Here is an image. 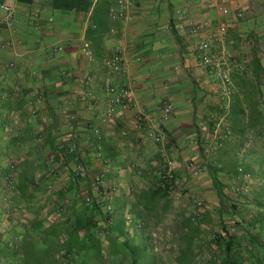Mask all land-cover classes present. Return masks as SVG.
Masks as SVG:
<instances>
[{
	"label": "crops",
	"instance_id": "0c3cea01",
	"mask_svg": "<svg viewBox=\"0 0 264 264\" xmlns=\"http://www.w3.org/2000/svg\"><path fill=\"white\" fill-rule=\"evenodd\" d=\"M116 1L0 0V6L15 9L11 28L4 24L0 9V226L8 222L1 209L5 176H15L11 203L15 210L22 209H17L19 225L0 237L4 244L12 237L21 240L28 223L36 220L45 225L54 214L44 207L47 195L52 205L57 202L47 189H70L69 165L74 158L65 152L71 143L83 149L78 160L91 171H107L106 179L116 189L110 198L113 222L142 206L134 195L144 191L165 166L159 146L145 136V124L137 130L133 125L138 111L158 114L164 99L173 106L164 126L165 150L179 176L180 195L160 200L152 217L170 218L179 228L188 217L187 208L198 202L217 205L213 173L231 201L240 195L239 189L248 188L241 179L248 175V43L261 44L262 54L258 53L264 55V0H132L127 16L112 20ZM220 7L228 10L227 15ZM222 20L228 27L219 41L213 35ZM200 22L208 26L196 36L189 35L190 26ZM204 40L209 41L211 54L224 56L227 49L231 79L227 99L222 86L200 66L195 48ZM84 43L92 62L82 51ZM57 46L62 49L54 52ZM117 52L123 70L111 81L117 87H131L134 106L113 127H106L99 121L110 98L103 89L106 69L101 60ZM219 122L230 136L219 133L215 139ZM93 129L99 131V139ZM95 147L100 148L99 159L92 157ZM17 158L20 165L11 169ZM186 163L201 169L199 177L188 175ZM32 176L38 179V191L30 185ZM81 186L78 181L77 199ZM159 233L170 240V233L164 236L160 228L152 236L158 239Z\"/></svg>",
	"mask_w": 264,
	"mask_h": 264
},
{
	"label": "trees",
	"instance_id": "16d2710c",
	"mask_svg": "<svg viewBox=\"0 0 264 264\" xmlns=\"http://www.w3.org/2000/svg\"><path fill=\"white\" fill-rule=\"evenodd\" d=\"M257 54L252 55L248 67V143L251 145L248 158L255 165L252 170L250 167L248 174L258 177L260 183L248 192V200L247 196H241L245 198L241 202V194H237L238 199L231 201L225 197L223 185L213 173L219 201L214 215L202 203L198 217L190 214L183 221L187 232L182 243L170 249L174 264H264V71ZM188 165L186 163L185 169L189 171ZM159 174L144 191L134 195L142 206L132 208L116 223L113 217L108 224L109 216L104 212L100 196L97 197L99 201L93 196L91 203L86 205L80 195L77 199L78 181L71 177L70 189L62 192L56 202L55 210L61 213L62 220L57 221L53 214L46 218L45 225L36 220L28 223L23 238H14L17 249L0 242V264H126V260H129L127 264H139V256L147 253V245H138L136 238H145L146 244L152 234L159 232L158 226L151 229L155 223L149 221L160 200L166 202L173 197L168 189L159 187ZM175 178L179 181L178 174ZM30 182L31 187L35 183L34 191H38V180L35 182L33 176ZM162 182L166 185V180ZM67 198L77 203H67ZM245 206H252L248 219L240 212ZM127 217L131 223L126 221ZM202 230L209 232H205L206 237ZM139 231L143 234H138ZM100 232L103 237L98 236ZM4 250L9 253L6 255ZM111 257L118 260L112 261ZM152 260L154 263L157 259L152 256Z\"/></svg>",
	"mask_w": 264,
	"mask_h": 264
},
{
	"label": "built area",
	"instance_id": "2783aa9c",
	"mask_svg": "<svg viewBox=\"0 0 264 264\" xmlns=\"http://www.w3.org/2000/svg\"><path fill=\"white\" fill-rule=\"evenodd\" d=\"M37 1V0H35ZM132 0H117V10H111L110 11V18L112 20L122 19L125 18L128 14V10L131 6ZM0 9L4 13L3 22L8 27H13L14 22V16H15V9L13 7H10L6 4H2L0 6ZM222 15H227L228 10L226 8H219ZM208 26L207 23L200 22V23H194L190 26L188 29V34L192 36H196ZM228 27V22L226 20H222L218 22L216 26V30L214 32V38L216 40H221L225 33L226 29ZM179 28H183L182 25L179 26ZM62 48L57 46L53 48V51H60ZM200 66L204 70H208L213 78L222 86L223 94L226 97V99L231 94V79H230V71L228 68H224L225 65L224 57L221 54V56L216 54L210 53V43L209 41H199L196 44L195 48ZM82 51L85 54V57L87 61L92 62L93 57L88 49L87 43L83 44ZM101 64L106 69V80L103 84V89L106 92V94L110 97L108 105L104 111V113L101 115L99 121L106 127H113L115 125L116 120L123 119L125 117V113L130 110L133 106V92L129 85H123L122 87H117L114 85L111 81V78L114 74L119 73L123 70V59L119 52L113 54L110 57H105L101 60ZM238 69L241 72H245L246 70L244 67L239 66ZM89 82V81H88ZM173 113V106L171 102L167 99H164L161 103V107L159 110V113L152 116L147 115L141 111H138L135 116L134 121V129H139L140 125L145 124L147 127L146 129V138L153 142L154 144L159 146V151L161 157L164 159V171H161L160 179L158 182V185L162 189H168V191L171 192V195L175 198L179 197L180 193H178V189H180V182L175 178V172L174 167L172 165V161L168 158L167 152L165 150V146L167 144L166 139V133L164 131L165 124L170 120ZM219 133H223V137L230 136V130L225 127L222 123H217L213 136L216 138H219ZM93 134L97 137V139L100 138L99 131L97 129H93ZM120 135L122 137H125L127 135V132L125 130L120 131ZM207 152V151H206ZM67 156H71L74 158L72 163L69 165V170L71 172V175L73 178H75L77 181L82 183L80 195L81 200L86 204H90L93 196L98 197L100 196L101 201L103 202V208L107 217V224L110 220L114 217V209L113 205L110 203V198L113 197V195L116 192L115 187L113 184L109 183L106 179V172L107 171H91V169L84 163L79 161L78 157L83 154V149H81L80 145L71 143L66 146V152ZM92 157L95 159H99L100 154V148L95 147L93 149V152L91 153ZM21 163V159L17 158L12 160L10 163V168L15 169L18 167ZM189 173L193 178L199 177V175L202 173L201 169L193 164L188 165ZM14 172V171H13ZM241 176V175H240ZM15 176L9 175L5 176L3 178L6 194H4L2 199V213L8 217V222L5 225L0 226V235H5V233L14 226L19 225V211L13 207L11 203V197L14 195L15 189L17 188L16 179ZM251 176L248 175H242L241 179L244 183H247L248 180L250 181ZM37 178H35V182H37ZM163 180H166V185ZM35 186V183H34ZM52 187H48V191H51ZM240 194L243 196H248L249 188L244 187L242 189L238 190ZM198 208H200L201 204L200 202L195 204ZM196 207V208H197ZM197 208V209H198ZM199 212L193 213L192 215L196 218L198 217ZM54 218H56L57 221L62 220V215L58 211L54 212ZM126 221L128 223H131V220L127 217ZM163 234L159 233L157 237H161ZM16 238V237H15ZM14 237L9 238L6 242L8 244V247H14L18 248V245L15 243ZM15 244V246H14Z\"/></svg>",
	"mask_w": 264,
	"mask_h": 264
},
{
	"label": "rangeland",
	"instance_id": "374dc122",
	"mask_svg": "<svg viewBox=\"0 0 264 264\" xmlns=\"http://www.w3.org/2000/svg\"><path fill=\"white\" fill-rule=\"evenodd\" d=\"M223 40V39H222ZM248 67H249V63L252 59V55H254V53H258V52H261L262 54V49H261V44H258V46L256 47L255 45H252L250 46V43H248ZM225 51L223 52L224 53V61H225V65L223 66L224 68H228L229 69V64L227 62V54H226V51L227 49H224ZM223 49L220 50V52H222ZM264 51V50H263ZM215 54V53H214ZM260 53H258L257 55H259V62H260V65H261V68L263 69L264 71V55H261ZM221 56V54H220ZM251 56V57H250ZM246 69V68H245ZM248 72H249V68H247ZM249 75V73H248ZM250 143H248V149L250 147ZM262 152H264V149H262ZM260 152H256V155H260L259 154ZM251 161H249V158H248V170L250 169V167H252L250 170L254 169L255 168V165H254V162L250 163ZM231 164H234L236 165V162H233ZM242 164V163H240ZM238 172V171H237ZM236 172V173H237ZM33 177V176H32ZM261 177V175H260ZM251 180L249 181L248 180V188L253 189L254 187H256L257 185H259L260 183V180L258 177H252L250 178ZM62 187V186H61ZM232 187V186H231ZM61 188H53L51 189L52 192H50L52 194V197L53 199L54 198H58L59 199V195H61L62 191L60 190ZM233 193V191H232ZM250 193V192H249ZM248 193V194H249ZM56 194V195H55ZM48 198H47V202L46 204L44 205V207H46V210L47 212H51V211H55V208H56V205H52L53 203V200L49 197V195H47ZM239 196V195H237ZM240 197V200L241 202H243V199L245 200V198ZM246 197V196H244ZM248 197H250V195L247 196V200H248ZM236 199H238L236 197ZM101 202V200H100ZM51 205V206H50ZM250 206V205H249ZM215 208H216V205H211V206H207L206 209L210 210V214H212V216L214 215V212H215ZM19 209V208H17ZM250 209H252V206L251 207H241L240 208V212L243 213L244 217L248 219V213H250ZM20 211L22 209H19ZM187 214H188V217L189 215L192 213H194V211H198L200 213V208H193L192 206L187 208ZM158 218H155L153 217V221H156ZM162 219V220H161ZM161 219H158L159 221L155 223L154 227L153 225H151V229L153 228H156V226H158L160 228V230H162V233L164 232V236H165V232L167 234L170 233V240H166V239H162L160 236L159 238H154L152 235V237L150 238V240L148 239L146 241V244L143 242L145 238H142V237H137L136 238V243L139 245H147L145 248L147 250V253H144L142 254L141 256H139V260H138V263L139 264H156V263H160V264H174L173 261H172V257L174 256V254L172 255V252H170V249H172L174 246H172V243L173 245H178L180 243L181 245V241H182V238L183 236L185 235V233L187 232V229L185 227H183V224L181 225V227L177 228V224L173 221L171 223V219L170 218H167V217H161ZM173 219V218H172ZM157 224V225H156ZM208 234L209 232L208 231H204L202 230V234L206 237V233ZM239 233H242V231H240ZM138 234H143V233H139ZM103 232H100V234L98 235L99 237H103ZM201 238H204L203 236H201ZM169 242V247H166V243ZM156 250V251H155ZM152 256L156 257V262L153 263V260H152ZM112 261H116L118 260V258L116 257H111L110 258ZM129 262V260H126V264Z\"/></svg>",
	"mask_w": 264,
	"mask_h": 264
}]
</instances>
